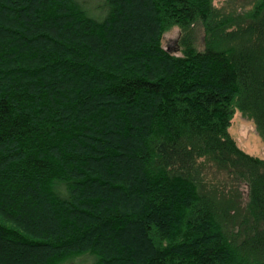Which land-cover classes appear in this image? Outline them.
<instances>
[{"label": "trees", "instance_id": "obj_1", "mask_svg": "<svg viewBox=\"0 0 264 264\" xmlns=\"http://www.w3.org/2000/svg\"><path fill=\"white\" fill-rule=\"evenodd\" d=\"M91 1L0 0V264H264V0Z\"/></svg>", "mask_w": 264, "mask_h": 264}, {"label": "rangeland", "instance_id": "obj_2", "mask_svg": "<svg viewBox=\"0 0 264 264\" xmlns=\"http://www.w3.org/2000/svg\"><path fill=\"white\" fill-rule=\"evenodd\" d=\"M88 0H80V2L85 4ZM92 5L90 8L97 7L98 1L92 0ZM178 35V30L172 28L168 31L163 40V45L174 48L176 43V38ZM231 135L236 139L238 146L243 149L245 152L256 155L259 157H264V140L256 132L255 125L253 121L246 116L236 112L232 118L231 125L229 127ZM221 179V178H220ZM90 259L86 261L76 260V264H88Z\"/></svg>", "mask_w": 264, "mask_h": 264}]
</instances>
